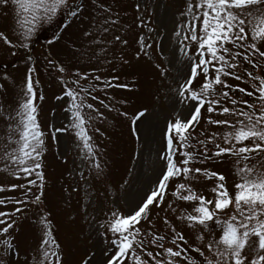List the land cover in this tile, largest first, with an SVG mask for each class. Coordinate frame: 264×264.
<instances>
[{"label": "snow or ice", "instance_id": "obj_1", "mask_svg": "<svg viewBox=\"0 0 264 264\" xmlns=\"http://www.w3.org/2000/svg\"><path fill=\"white\" fill-rule=\"evenodd\" d=\"M89 3L95 10L92 29L82 35L103 46L101 51L107 54V44L112 42L97 37L117 25L118 15L113 17L111 7L102 0H83L80 4L75 0H0V11L10 9L19 25L15 32L18 44L3 33L0 38L6 45L26 49V41L39 27L52 24L59 15L81 20ZM141 26H146L142 19ZM69 27L65 24L64 30ZM174 36L188 69L178 87L172 89L182 109L172 118L166 117L161 129L159 171L152 187L144 189L126 212L114 208L98 222V235L104 244L96 264H264V0H185ZM61 37L62 32L54 33L49 44L59 43ZM147 39L150 37H139L137 58H150L153 45ZM114 40L128 44L119 35ZM157 47L162 54V41ZM46 59L61 74L58 78L63 94L57 100L67 98L64 112L68 122L63 128L51 126V138L58 144V134L72 132L89 165L90 177L103 181L107 167L102 160L104 150L91 135L96 132L104 136L94 126L106 118L100 108L130 120L132 135L137 138L136 125L149 109L143 107L129 116L98 95L103 93L112 101L109 89L131 91V85L121 82L119 75L106 78L96 74L101 69L70 72L51 52ZM120 62L129 63L123 57ZM160 67L156 64L157 69ZM34 71L27 68L23 99L15 108L0 104L4 128L0 172L21 181L0 183V264L66 262L65 249L54 234L51 212L44 206L46 133L35 104ZM8 78L5 75L3 80ZM0 91H6L2 83ZM183 109H187L186 119L180 116ZM225 159L234 163L236 179L231 188L224 173L205 166ZM80 176L85 179L83 172ZM128 183L124 180L120 188ZM197 183L204 190L197 191ZM30 208L36 211L40 232L35 246L22 253L18 228L28 218ZM154 209L158 210L157 217L159 211L166 213L163 233L153 222ZM142 223L148 228L143 229ZM179 225L191 230L194 242L186 238L185 228ZM95 255H87L80 264H93Z\"/></svg>", "mask_w": 264, "mask_h": 264}, {"label": "rangeland", "instance_id": "obj_2", "mask_svg": "<svg viewBox=\"0 0 264 264\" xmlns=\"http://www.w3.org/2000/svg\"><path fill=\"white\" fill-rule=\"evenodd\" d=\"M83 0H75L76 4ZM112 9V16L117 17L118 23L109 33L98 34L97 38L111 41L107 44V54L101 51L103 46L91 42V38L83 37L85 30L92 29V17L95 10L88 4L81 20H68L59 15L55 21L43 25L34 33L28 47H11L0 38V83L6 91H0V104L5 108L11 105L16 107L23 99V89L27 68L33 67L35 91L37 93L35 104L38 108V119L46 133V151L43 156L46 186L44 206L51 212L58 241L66 252L65 264H80V261L91 253H95L93 264L101 259L100 250L104 238L98 235L100 231L98 222L106 218V214L114 208L126 212L127 206L134 202L146 188H151V182L156 179L159 171L158 152L162 148L161 129L165 119L172 118L173 114L182 109L176 101L173 88L178 87L181 78L188 69L187 61L179 51V44L174 36L176 25L179 23V14L185 6V0H102ZM139 4V9H137ZM19 11V10H17ZM141 19L144 25L141 24ZM17 17L10 9L0 11V33H3L18 44L15 32L19 25ZM70 27L64 30V25ZM151 28L153 31L149 32ZM62 32L59 43L49 44L54 40V33ZM116 35L128 41L127 46L114 40ZM143 35L148 43H152L150 58L143 55L136 57L139 50L137 41ZM162 41L163 52L157 47ZM51 56L70 72L81 70L91 72L101 69L96 74L108 77L119 75L120 81L129 83L131 91L124 89H109L107 99L103 93H98L108 103L115 104L116 108L127 111L129 116L136 111L147 107L148 113L138 121L139 138L132 135L133 125L130 120L118 116L117 112H108L100 108L105 114L104 121L94 122L104 136L92 132L94 141L104 150L102 160L106 162V179L96 180L89 175V165L82 157V149L78 146L72 132L58 134L59 143L52 140V127L63 128L67 124V98L57 100L63 94V85L60 83L55 68L47 63L46 57ZM29 55L31 59H29ZM129 61L122 64L120 58ZM112 63L108 64L107 61ZM160 64V68H156ZM115 69V72L112 69ZM161 72L166 73L161 76ZM7 75V81L3 77ZM38 81V83H36ZM232 83H237L232 81ZM245 86L246 85H241ZM43 96V100L40 96ZM126 101L123 105L117 101ZM95 103V102H93ZM99 107V105H97ZM187 109L180 111L182 118H187ZM200 129H197L199 131ZM3 121H0V135L3 134ZM206 167L224 173L231 188L236 177L233 175L234 163L225 159L223 163L208 164ZM3 162L0 161V168ZM129 169L132 170L129 174ZM83 172L85 179H81ZM129 183L123 188L120 184L124 180ZM0 172V183H19ZM197 191L202 189L201 184L195 185ZM211 187V184L208 185ZM19 195V193H8ZM171 199V197H169ZM185 205L181 202V207ZM11 207V206H10ZM167 207V205H165ZM85 209L87 211H85ZM153 210V222L156 228L163 233L164 211ZM170 215V213H168ZM95 217V219H93ZM141 227L147 229L148 225L142 223ZM185 236L195 241L191 230L184 225ZM40 232L38 217L34 208L29 209V216L19 223L17 240L22 253L35 246Z\"/></svg>", "mask_w": 264, "mask_h": 264}]
</instances>
